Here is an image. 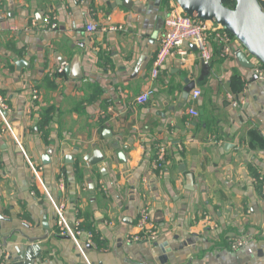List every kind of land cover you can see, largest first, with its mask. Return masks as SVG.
Returning <instances> with one entry per match:
<instances>
[{
    "label": "crops",
    "instance_id": "1",
    "mask_svg": "<svg viewBox=\"0 0 264 264\" xmlns=\"http://www.w3.org/2000/svg\"><path fill=\"white\" fill-rule=\"evenodd\" d=\"M163 2L0 0V96L19 137L0 132V264H23L17 248L47 232L34 264H264V190L254 180L264 178V79L240 62L238 39L223 57L211 33L209 65L194 46L186 61L170 56L154 95L138 104L170 9ZM91 23L124 28L88 31ZM75 55L82 77L55 73ZM160 146L166 156L154 169ZM29 162L69 223L90 224L87 259L58 234ZM142 207L159 238L127 243ZM240 236L245 245L233 251Z\"/></svg>",
    "mask_w": 264,
    "mask_h": 264
},
{
    "label": "built area",
    "instance_id": "2",
    "mask_svg": "<svg viewBox=\"0 0 264 264\" xmlns=\"http://www.w3.org/2000/svg\"><path fill=\"white\" fill-rule=\"evenodd\" d=\"M171 5L168 14L164 18V33L160 38V47L155 55V58L152 62V67L150 71L149 77V86L136 97V102L138 104H145L149 102L151 97L155 93V84L163 66L165 65L167 59L170 56H179L183 61H186L188 54L190 52V47H196L199 56L202 62L205 65H209L212 61V52L210 50L209 43V35L214 34L218 42L221 44V55L223 57H228L230 54L233 55L235 52H232L231 45L233 41V37L231 34L226 31L222 25L217 23L216 21H208L202 20L200 18L191 16L186 14L182 8L179 6L177 0H171ZM1 19L0 16V29H1ZM44 23L47 27L51 29H55L58 27V20L55 15H47L44 17ZM123 25H111V26H98L94 23L88 25V31H97L101 29L103 31H118L123 30ZM254 72L259 79H264V65L260 62L256 57L254 58ZM67 63H62L55 73L63 74L67 68ZM202 91L199 88H195L192 93V99L196 100L200 97ZM33 99L39 98V91L34 89L32 92ZM231 99L234 106L238 105V101L234 98L233 95H228ZM112 111V109H109ZM8 111V107L2 97L0 96V116L3 121L0 124V132H9L13 134L15 138V132L13 130L12 125L6 117ZM190 114L193 116H197L198 112L194 109H190ZM17 140V139H16ZM1 153V148H0ZM166 156V148L164 146H160L158 153L153 161L154 169H159L162 165L163 160ZM1 162V160H0ZM30 166L35 175V179L43 188V191L48 195L50 201L54 205L57 213V231L58 234L63 236H69L73 242L75 243L79 252L86 258L84 245L82 243L81 237L84 234V230L82 228V223L80 220L75 221L71 225L63 212V207L58 206L55 201L52 199L49 194L46 186L40 176L39 170L36 169L31 162ZM3 174L0 167V178H2ZM255 181L261 182V186L264 190V178L259 177L255 178ZM137 229L138 232L132 233L128 235L126 238L127 243H140V242H156L159 238L158 229H156L150 210L148 207H142L139 212L137 219ZM89 244H93V235L91 233L86 234L85 242ZM246 239L244 237H236L230 243V248L233 251L239 250L241 247L245 245ZM87 259V258H86Z\"/></svg>",
    "mask_w": 264,
    "mask_h": 264
},
{
    "label": "water",
    "instance_id": "3",
    "mask_svg": "<svg viewBox=\"0 0 264 264\" xmlns=\"http://www.w3.org/2000/svg\"><path fill=\"white\" fill-rule=\"evenodd\" d=\"M177 2L186 14L202 20L216 21L222 25L226 31L240 41L245 51L264 64V7L260 0H236L234 8L227 7L224 0H177ZM245 51H240L237 54L238 58L242 65L253 67L254 65L248 60ZM17 64L25 65V61H18ZM66 71L73 77H82L81 61L78 55L74 56ZM191 89L190 86L185 87L184 97L188 96ZM16 137L19 139L17 135ZM100 161V158H96L92 162ZM48 236L47 232L41 237H31L29 243L32 245H29L27 249L17 248L21 263L34 264L39 251V246L36 243ZM33 251L36 255H32Z\"/></svg>",
    "mask_w": 264,
    "mask_h": 264
},
{
    "label": "trees",
    "instance_id": "4",
    "mask_svg": "<svg viewBox=\"0 0 264 264\" xmlns=\"http://www.w3.org/2000/svg\"><path fill=\"white\" fill-rule=\"evenodd\" d=\"M170 1L171 0H164V4L167 6V7H170V5H171V3H170ZM260 3H261V5L264 7V0H260ZM224 4L227 6V7H229V8H234L235 7V5H236V0H224ZM231 36L233 37V38H235L232 34H231ZM264 65V64H263ZM44 123L45 124H48L49 122H50V120H51V118L50 117H44ZM43 125V124H42ZM41 125V126H42ZM85 224V225H84ZM82 228H86V229H88V230H90V224H87V223H83L82 224ZM94 234V233H93ZM94 240L96 241V235L94 234Z\"/></svg>",
    "mask_w": 264,
    "mask_h": 264
}]
</instances>
